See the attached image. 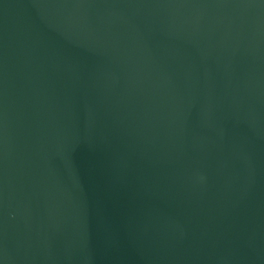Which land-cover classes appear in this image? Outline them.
I'll return each instance as SVG.
<instances>
[{
	"label": "water",
	"instance_id": "1",
	"mask_svg": "<svg viewBox=\"0 0 264 264\" xmlns=\"http://www.w3.org/2000/svg\"><path fill=\"white\" fill-rule=\"evenodd\" d=\"M0 264H264V0H0Z\"/></svg>",
	"mask_w": 264,
	"mask_h": 264
}]
</instances>
